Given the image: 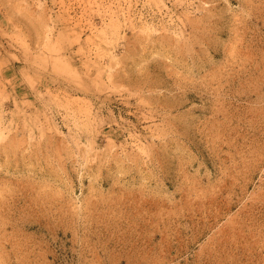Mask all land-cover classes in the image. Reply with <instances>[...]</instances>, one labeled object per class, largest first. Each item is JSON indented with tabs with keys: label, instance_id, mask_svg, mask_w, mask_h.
<instances>
[{
	"label": "rangeland",
	"instance_id": "obj_1",
	"mask_svg": "<svg viewBox=\"0 0 264 264\" xmlns=\"http://www.w3.org/2000/svg\"><path fill=\"white\" fill-rule=\"evenodd\" d=\"M0 264H264V0H0Z\"/></svg>",
	"mask_w": 264,
	"mask_h": 264
}]
</instances>
